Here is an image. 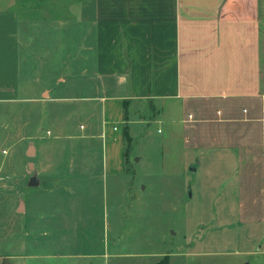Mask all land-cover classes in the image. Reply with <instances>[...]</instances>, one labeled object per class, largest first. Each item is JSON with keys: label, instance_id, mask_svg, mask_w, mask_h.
<instances>
[{"label": "crops", "instance_id": "1", "mask_svg": "<svg viewBox=\"0 0 264 264\" xmlns=\"http://www.w3.org/2000/svg\"><path fill=\"white\" fill-rule=\"evenodd\" d=\"M135 102L155 119H129ZM154 125L163 171L236 175L212 200L232 206L234 191L241 222L264 230V0H0V259L79 264L67 239L87 226L80 212L102 187L104 201L130 188L129 161L153 162L128 145ZM248 240L236 253L172 248L168 264H264V234Z\"/></svg>", "mask_w": 264, "mask_h": 264}, {"label": "rangeland", "instance_id": "2", "mask_svg": "<svg viewBox=\"0 0 264 264\" xmlns=\"http://www.w3.org/2000/svg\"><path fill=\"white\" fill-rule=\"evenodd\" d=\"M134 107L130 111L129 119H155L157 108L151 103L135 102ZM152 128L155 130L152 136L137 134L128 146L131 152H150L153 162L149 165L142 164L139 168L141 171L135 174L139 169L137 170L133 159L129 161L128 175L123 182L131 183L130 188L119 187V190L109 192V198L104 201L102 187L98 193L102 198H96L94 212H80L83 213L87 226L79 224L81 228H76L75 231L81 237L67 239L68 245L79 255V264L90 261L93 264H151L166 257L167 251L172 248L190 247V250L196 252L214 249L235 252L237 247L247 248L248 245H245L250 241L248 236L253 232L257 237L264 234L260 224L241 222L243 208L235 205L234 191L232 206L220 204L218 198L216 201L212 200L220 186L230 179L233 178V184L237 186L236 175H220L210 172L206 167H201L198 171L188 168L184 175H171L163 171L162 148L159 142L165 136V131L158 133L156 125ZM60 150L64 152L60 153ZM71 150L70 144L66 143H62L61 148L57 149L62 161L61 167L69 166ZM228 194L230 195V191ZM80 204L83 210L90 205L87 200H80ZM107 204L111 212L108 218L105 211ZM255 209L256 215L260 217L258 213L262 214L264 211L263 199ZM115 210L117 216L114 214ZM108 229L111 230L110 238L106 239L104 235ZM108 241H115V245L110 247L111 250L106 247L109 246ZM235 253L202 259L207 264L210 260H216L215 263L219 264L241 262L244 254L240 256ZM199 261L197 259L185 263L199 264ZM183 263L178 260V264ZM0 264L12 262L4 257L0 259Z\"/></svg>", "mask_w": 264, "mask_h": 264}, {"label": "trees", "instance_id": "3", "mask_svg": "<svg viewBox=\"0 0 264 264\" xmlns=\"http://www.w3.org/2000/svg\"><path fill=\"white\" fill-rule=\"evenodd\" d=\"M126 119H127V114H126ZM125 135H126V138H127V141L128 143L130 142V135H129V130H128V127H126V130H125ZM168 256L166 255V257H164L162 260H160L159 262H156L154 264H168Z\"/></svg>", "mask_w": 264, "mask_h": 264}]
</instances>
